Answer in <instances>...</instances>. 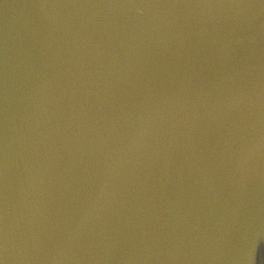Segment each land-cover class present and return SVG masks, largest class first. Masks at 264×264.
Segmentation results:
<instances>
[{
	"label": "water",
	"instance_id": "water-1",
	"mask_svg": "<svg viewBox=\"0 0 264 264\" xmlns=\"http://www.w3.org/2000/svg\"><path fill=\"white\" fill-rule=\"evenodd\" d=\"M0 264H264V0H0Z\"/></svg>",
	"mask_w": 264,
	"mask_h": 264
}]
</instances>
